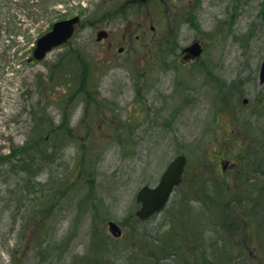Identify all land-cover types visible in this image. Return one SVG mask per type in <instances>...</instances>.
<instances>
[{
	"label": "rangeland",
	"instance_id": "1",
	"mask_svg": "<svg viewBox=\"0 0 264 264\" xmlns=\"http://www.w3.org/2000/svg\"><path fill=\"white\" fill-rule=\"evenodd\" d=\"M44 3L0 0V264H187L177 254L151 258L180 228L167 232L164 212L138 228L136 193L180 153L188 180L205 168L195 192L216 191L218 179L240 195L251 169L253 195L264 193L254 170L264 160V0H186L122 53L123 23L134 28L145 15L124 10L128 0ZM73 15L81 20L70 41L29 61L37 38ZM101 29L116 49L96 40ZM195 40L204 52L187 61L182 50ZM85 80L96 94L90 103L74 93ZM181 210L175 224L186 228L192 212ZM241 222L234 230L251 247L239 260L233 252V264H259V218ZM212 225L198 234L215 261L225 242Z\"/></svg>",
	"mask_w": 264,
	"mask_h": 264
},
{
	"label": "trees",
	"instance_id": "2",
	"mask_svg": "<svg viewBox=\"0 0 264 264\" xmlns=\"http://www.w3.org/2000/svg\"><path fill=\"white\" fill-rule=\"evenodd\" d=\"M43 1L47 2V0ZM250 164L254 167L256 165V158H252ZM204 169L198 170L194 174L193 179L190 178L189 180L187 178L188 172L186 173L184 182L178 187L169 206L164 211L168 215L167 223L169 226L167 232L176 225L180 228V231L167 246L161 249L155 246L152 247L154 251H151V258L158 260L161 254L167 253L168 256L176 254L183 256L188 260L187 264H233V252L241 253L238 257L239 260L244 256L247 249L251 247V242L245 241V244L240 242L244 240L234 229L237 227L240 230L241 225L244 227L241 221L252 219L253 214H255L259 218L258 236H256L255 241L258 244V249L253 250L259 252L260 255V257L257 256L255 258L256 262L259 261V264H264V193L253 195V191L256 189L251 184L253 180L251 169H245L243 172L244 179L250 178V183L243 187L244 192L240 195L230 192L227 189V185L218 179L213 183V187L216 186V191L206 192L205 194L195 192L203 189V187H198L201 186L198 181V175L202 174ZM254 170L259 175L264 176V160L259 166H255ZM178 193L179 196L177 197ZM237 204L241 205V207L239 208ZM181 206L183 218L190 211L192 212V224L186 225V221L183 223V226L186 225V228H182V220L180 218H178V223L175 224V218L179 217V212H175V210L178 207L181 208ZM199 209L202 211L201 213H199ZM209 217H212L214 221ZM133 220L138 228L139 225H143L148 221H141L135 215H133ZM209 222H213L211 226L212 232L220 236L225 242L220 255H218L219 252L217 250L213 251L212 256L215 257V261H212L213 259L210 257L207 258L208 249L204 250L200 243L202 241V234H198V232L203 231ZM157 260H151V262Z\"/></svg>",
	"mask_w": 264,
	"mask_h": 264
},
{
	"label": "water",
	"instance_id": "3",
	"mask_svg": "<svg viewBox=\"0 0 264 264\" xmlns=\"http://www.w3.org/2000/svg\"><path fill=\"white\" fill-rule=\"evenodd\" d=\"M79 20V16H75L56 22L50 31L38 38L33 56L41 60L54 47L67 42L73 35ZM106 36L107 32L100 30L97 33V40L100 41ZM185 51H190L192 56L195 57L200 55L202 48L198 43H194L187 47ZM259 81L264 84V59L260 66ZM186 161L185 155H177L162 174L157 186L145 185L141 187L137 193V201L141 203V207L136 211L140 219H148L166 206L174 187L179 185L182 180ZM109 229L115 236L122 234L120 226L114 221L109 222Z\"/></svg>",
	"mask_w": 264,
	"mask_h": 264
},
{
	"label": "flooded vegetation",
	"instance_id": "4",
	"mask_svg": "<svg viewBox=\"0 0 264 264\" xmlns=\"http://www.w3.org/2000/svg\"><path fill=\"white\" fill-rule=\"evenodd\" d=\"M177 1L178 0H128L127 6H123L124 10L126 8H129L130 10H136L139 12L143 11V14L145 15L135 23L134 28H128L126 26V23H128V21L124 22L123 26L125 29L121 33L119 38L121 41L124 42V44L119 45V48H122L123 51H125L128 49V46L125 41H127V43H133L134 37L135 39L140 40L146 39L151 34L153 35L158 29L157 23H161L166 20L167 16L170 13L171 15H174L178 11V9H183V6L180 3L182 2L183 4H185L186 0H179L178 7L176 5ZM192 2L193 0H189V3ZM163 12H166V14H164ZM111 35L112 33L109 32L107 40L111 39ZM114 42L115 41L110 40L107 45L110 48H113ZM201 43L204 46L205 42L202 41ZM184 58L186 60L190 59L189 55H185ZM192 60L194 59H190V61Z\"/></svg>",
	"mask_w": 264,
	"mask_h": 264
},
{
	"label": "bare ground",
	"instance_id": "5",
	"mask_svg": "<svg viewBox=\"0 0 264 264\" xmlns=\"http://www.w3.org/2000/svg\"><path fill=\"white\" fill-rule=\"evenodd\" d=\"M205 115V112L203 113V116Z\"/></svg>",
	"mask_w": 264,
	"mask_h": 264
}]
</instances>
